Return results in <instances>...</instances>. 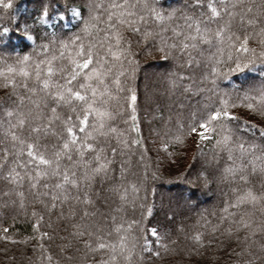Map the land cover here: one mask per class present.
<instances>
[{
    "label": "snow or ice",
    "instance_id": "6c2138e0",
    "mask_svg": "<svg viewBox=\"0 0 264 264\" xmlns=\"http://www.w3.org/2000/svg\"><path fill=\"white\" fill-rule=\"evenodd\" d=\"M0 6L9 9L12 0H0ZM53 15L61 21L70 16L77 31L66 40L57 39L55 31L38 37L27 23L17 20L9 27L0 22V89L9 90V103L0 102V120L6 125L0 127V180L5 183L0 209H17L12 225L19 210L33 221L32 237L17 241L10 225L0 228V239L13 244L36 239L39 264H149L144 254L160 257L161 251L198 257L197 264L222 259L225 264H264V0H188L183 8L167 9L163 0L42 2L37 20L47 25ZM14 30L19 40L31 43V54L16 52ZM203 45L214 51L205 56ZM141 53L165 63L183 61L189 68L199 67L203 57L207 71L200 81L211 80L212 86L202 89L192 76H168L173 90L188 80L185 92L210 95L187 117L176 114L175 128L164 133L158 149L172 156L170 149L188 139L197 149L214 141L213 155L196 180L205 187L214 181L228 187L222 207L177 227L187 242L182 248L170 231L149 226L154 214L149 185L161 178L159 168L153 171L145 164L142 175L132 171L137 150L138 163L148 159L132 86ZM240 77L231 90L217 83L218 78L231 83ZM49 136L55 143H47ZM221 154L226 156L222 168ZM98 180L101 189L94 190ZM102 192L118 201L107 213L98 207ZM54 213L71 229L59 237L65 243L57 245L55 259L43 242L58 235ZM111 213L124 215L117 223ZM113 233L115 240L110 239Z\"/></svg>",
    "mask_w": 264,
    "mask_h": 264
},
{
    "label": "trees",
    "instance_id": "16d2710c",
    "mask_svg": "<svg viewBox=\"0 0 264 264\" xmlns=\"http://www.w3.org/2000/svg\"><path fill=\"white\" fill-rule=\"evenodd\" d=\"M42 2L47 3L48 0H12L11 8L4 9L2 6H0V22L7 21L8 26L12 27L13 25H15L16 21L19 20L21 25L27 23L30 26H34L36 29L35 34L38 37L45 33H51L55 31L57 33V39H65V40L69 39L71 35L77 31V28L73 27V25L77 23L76 20H74L72 24H70L69 28L64 27V21L68 20L69 17H65L61 21L55 15H53L47 25L40 23L37 20V17L39 16ZM63 2L64 0H60L61 4ZM187 2L188 0H163V7L165 9L169 7L183 8L184 4ZM51 3L55 5L56 0H51ZM196 11L198 13L200 9H197ZM178 22H182V21H178ZM61 23L63 24V27L57 26L53 28V25H60ZM149 26L156 27L155 25L152 24V21H149ZM212 27H215V25H212ZM12 37L13 39L11 41V44L14 45L17 53H19L20 55H23L25 53L31 54L32 46L30 42L19 40L18 34L15 32V30L12 32ZM40 42L41 41L38 38L36 40V43L39 44ZM207 46L208 45H203L202 48L206 50ZM136 48L137 46L134 45V50ZM212 51H214V49H212ZM137 59L139 61V68L137 70L136 77L132 82V86L135 88L138 96L137 114L140 120L141 136L143 137L144 140V146L148 149L147 152L148 159L145 161H140L138 163L137 161L139 157V150H137L136 156L133 157L132 171L137 172L138 175H141L140 167L141 166L144 167L145 164H149L153 171L159 168L158 175L161 178L151 182V184L149 185L148 202L154 203V209H153L154 214L148 218L151 220V224L149 226H160L162 231H166L164 227H166L165 225H167V223L171 221L170 214H165L162 212V214L160 215L159 211L164 210V204L163 201L159 200L158 198L159 193L157 192V187L158 189L159 187H161L165 191L169 190L170 194L168 193L167 194L170 196L172 195V198H170V196L167 197L168 199H170L169 202L168 200H166L170 204L169 206H176V208L178 206L179 208H182L181 206L182 204H184L185 208H183V211L187 213V215L183 217V222L181 223L174 222L170 224L171 227L170 238L173 239L178 238L179 247L182 248L187 242L184 241L183 234L178 233L176 231L177 227L180 225L188 226L192 224L195 218L202 212L200 206L201 203L206 202V205L203 207V211L207 210L208 212H211L214 209L218 210L220 207H222L223 201L226 198L224 193L228 192V187L224 184L219 183V187L216 190L217 192L214 193L213 197L211 198L209 194L202 189V187L196 186L195 183H192L191 180L193 179L190 175L187 174V179L186 178L179 179L177 178V175H169L166 170L170 169L174 163H177V156L175 154L172 156H168L162 150L158 149V145L160 144L161 138L166 132V128H164L163 126L172 124V127L174 129L176 126L177 113H182L185 117H187L190 112L194 111L190 109L191 104L193 103L192 101L197 99L203 94H206L207 97L210 94L207 91L195 92V94H193L192 92H185L184 88L179 87L178 88L179 90L178 89L177 90L180 92V97L176 101L177 105L171 104V108H169L171 109L169 115H166V117L161 116V118L157 119L153 114V108L156 106V108L159 111H161V108L159 106L160 105L163 106L165 103H167L166 91L169 92L175 90V89L174 90L171 89L168 85V76L170 73L183 74L184 76H190L192 74L191 76H193V80L195 81L196 84L195 86H198L199 88L202 89L210 88L212 86L211 80L209 79L207 81H204L203 83H199L198 80L194 79V77H196V75L202 70L206 72L207 71L206 67L204 69L202 67L188 68V71H192V73H187V69H186L187 65H185L183 61L170 60L167 63H165L157 59L155 54L147 55L145 53H141L140 55H138ZM202 59L203 57L201 58V60ZM149 65L151 66L164 65L165 67V70L161 75L155 78L152 77L153 80H155V82H159L160 85L163 86V92L165 90V93L163 94L164 97L158 96L154 98L153 97L149 98L142 95L141 93V85H142L141 81L143 76H146L144 74V70L146 69V67H149ZM241 79L242 77L236 78L230 83L227 80L218 78L217 83L220 89L231 90L232 83L239 84ZM188 82L189 81H186V84ZM258 84H259V77L257 76L256 85ZM8 91L9 90L7 89H0V102L5 103L6 105L9 103L6 96V93ZM21 92L23 94V90H21ZM12 99H15V97H13ZM181 105L183 106L182 108L179 107ZM61 111H66V110H61ZM147 119H152V121L150 120L147 121ZM118 126L121 128L127 127L122 123H119ZM237 135L244 140L250 141L252 139L251 134L237 133ZM41 142L44 143L45 141L42 140ZM255 142L261 143V141H259L258 139ZM47 143L49 144L55 143V138L49 136ZM212 143H214V141ZM177 147L178 146H176L173 149H170V151H174ZM202 150L205 152L207 151L213 153L212 144L210 143L204 144L202 146ZM117 160H119V157L117 158ZM225 161H226V156L224 154H221V161L219 167L222 168L224 166ZM178 164L179 163H177V165ZM118 167L119 165L117 164L116 165L117 172H118ZM143 172H144V168H142V173ZM42 182H47V181H42ZM107 186H108L107 183L103 185L104 188H106ZM153 187L156 189L154 197L151 194V189ZM4 188H5V183L2 180H0V190H3ZM24 188L27 189V182H25ZM95 189H101V184L99 180L95 184L94 190ZM104 197H108L109 199L108 202H111V204H115L116 206H118V201H116L115 198L111 197L106 192H102L101 201L98 202V207H100L101 211L105 212V210L103 209V206L105 205L103 203ZM26 207L28 213L30 214L31 206L26 205ZM16 214H17V209H8V210L0 209V228L9 227L11 225L10 233L15 234L14 239H16L17 241L23 240L25 236L32 237L33 232H32L31 224L33 221L28 219L23 214V210H19V215H17L16 222L14 225H12V217ZM112 214L117 216V223L120 222L121 216L124 215L123 213H112ZM128 215H131V210H129ZM139 215H140V211L139 209H137L136 216L139 217ZM47 220H48V216L46 214L45 221ZM52 221L54 223V227L56 228L58 235L53 240L45 239L43 242L48 247L49 251L53 254V258L55 259L58 255L57 245L65 243V241L60 240L59 237L67 235L64 229L67 228L68 231H71V229L68 226V222L56 221L55 213L52 215ZM109 227H111L110 220H109ZM41 230L48 231L50 235L52 234L51 229L42 228ZM110 239L113 240L116 239L114 233L110 237ZM37 243L38 241L36 239H30L27 243H16V244L0 239V264H39L36 258L39 256L40 251L39 249H36L35 252L33 251V245ZM3 249H7V252L5 253ZM137 251H139V248H137ZM215 255H220V253H215ZM6 256H13L15 257V260L8 261L6 259ZM144 256H145V260H147L149 264H197V261H199L200 259L196 257L190 260L188 257H183L182 255L175 253L165 254L163 253V251H161L160 257H151L150 254L147 253L144 254ZM200 264H207V261H200ZM219 264H225V261L222 259L219 262Z\"/></svg>",
    "mask_w": 264,
    "mask_h": 264
},
{
    "label": "rangeland",
    "instance_id": "374dc122",
    "mask_svg": "<svg viewBox=\"0 0 264 264\" xmlns=\"http://www.w3.org/2000/svg\"><path fill=\"white\" fill-rule=\"evenodd\" d=\"M210 51H212V49H209L207 46V48L205 50V56ZM152 59H155V58H152ZM205 65H206V62H205V59L203 58L201 60V64L199 67H196V66H193V67H195V68L202 67L204 69ZM188 68L189 67L187 66L186 67L187 73H192V71H188ZM164 70H165L164 65H161V66L149 65V67H146V69L144 70V74L146 76H143L142 81H141L142 82V85H141L142 95L149 97V98L150 97L154 98V97H158V96L164 97L163 94L165 93V90L163 92V86L160 85L159 82H155V80H153V78L161 75L164 72ZM203 72L204 71L202 70L201 72H199L196 75V77H194V79L198 80L199 83L204 82V81L203 82L200 81V77L203 74ZM186 81H188V80L181 81L179 86L174 91H169V92L166 91L167 103H165L163 106H161V105L159 106L161 108V111H159L156 108V106L153 108V114L155 115V118L158 119V118H161V116L166 117V115H169L170 110H171L169 108H171V104L177 105L176 101L180 97V92L178 91L179 90L178 88L179 87L184 88ZM196 87H198V86H196ZM192 93L195 94V92H192ZM206 97H207L206 94H203L200 97H198L197 99L193 100L192 101L193 103L191 104L190 109L194 110V111L197 110L199 108V106L203 105L206 102V99H205ZM185 103H186V101H185ZM237 111H238V114L244 116L245 119L250 118V114L246 113V110L238 109ZM149 120L152 121V119H147V121H149ZM0 127H5L2 120H0ZM163 127L166 128V131L173 129L172 124H168V125L163 126ZM210 144H212V143H210ZM202 146H201V148L197 149L194 140L188 139L183 146H178L173 151L175 153V155L177 156V163H179V164L177 165V163H174L173 166H171V168L167 169L166 171L169 175H177V178H179V179H184V178L187 179V174L190 175L193 179V180H191L192 183H195L196 186L202 187V189L204 191H206L209 194V196L212 198L213 194L217 192L216 190L219 187V183L214 181L213 183H211L210 185L205 187L202 183H197V180H196L198 172L204 170V168L207 166L206 162L213 155L212 152L203 151ZM143 165H144V162H143ZM140 166H141V164H140ZM142 168H144V167L143 166L140 167L141 175L143 174ZM157 192L159 193V196H158L159 200L163 201V204H164V210L159 211L160 215L162 214V212L165 214H170L171 221L169 223H167V225H165L166 227H164L166 229V231H170V229H171L170 224L171 223L183 222V217H185L187 215V213H185L183 211V208H185V206H184V204H182V206H181L182 208H179L178 206H177V208H176V206H169L170 204L168 202L170 201V199L167 198L168 196H170V195H168V194H170L169 190L165 191L161 187H159V189L157 187ZM141 195H142V192H141ZM170 198H172V195L170 196ZM166 200H168V202ZM205 205H206V202L200 204L201 211H203V207ZM115 207H117L115 204H111V202H108L107 204H105L103 206V209L107 213V212H110V210L112 208H115Z\"/></svg>",
    "mask_w": 264,
    "mask_h": 264
}]
</instances>
